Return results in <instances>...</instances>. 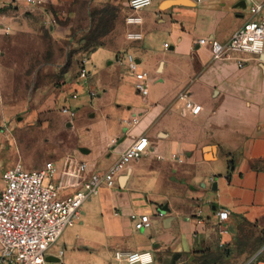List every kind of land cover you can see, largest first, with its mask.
Wrapping results in <instances>:
<instances>
[{"label": "crops", "instance_id": "obj_1", "mask_svg": "<svg viewBox=\"0 0 264 264\" xmlns=\"http://www.w3.org/2000/svg\"><path fill=\"white\" fill-rule=\"evenodd\" d=\"M172 1L179 4L167 6ZM172 1L154 0L140 13V27L124 24L126 35L139 31L142 41L120 38L90 53L93 57L109 50L115 57L103 74L92 67V72L87 69L90 77L80 79L77 61L71 59L62 71L61 120L53 127L51 154L63 158L55 161L59 165L84 162L87 174L93 175L106 172L134 139L149 138L148 154L123 171L114 189L103 188L96 196L114 242L112 263L117 251H149L155 264H201L207 256L219 257V264H264V53H231L214 60L210 45H199L200 40L229 42L255 6H262L259 17L264 18V0ZM11 29L28 37L35 31L32 26ZM4 46L0 40V51ZM124 53L134 54L148 72L147 98L135 90L127 67L118 63ZM26 59L33 68V57ZM2 60L0 115L9 123L31 102L26 94L12 98L2 85L7 56ZM187 101L201 111L193 114ZM64 107L75 117L64 114ZM28 112L24 122L36 124L35 111ZM3 143L0 137V147ZM59 146L61 150L54 149ZM11 168H0V176ZM222 208L231 216L220 227L215 211ZM157 212L165 216L155 219L151 229L135 230L133 216Z\"/></svg>", "mask_w": 264, "mask_h": 264}, {"label": "rangeland", "instance_id": "obj_2", "mask_svg": "<svg viewBox=\"0 0 264 264\" xmlns=\"http://www.w3.org/2000/svg\"><path fill=\"white\" fill-rule=\"evenodd\" d=\"M127 11V4L122 5L119 0H41L35 7L26 0H0V26L4 28L0 30V40L6 45L0 51V63L7 56V77H1L2 85L12 91V98L22 99L26 94L25 99L31 102L26 106L28 110L14 113L9 123L0 115V137L4 139L0 168H13L21 163L32 171L42 169L47 162L62 161L63 158L51 154L53 141L56 142L53 127L61 120L62 103L58 99L65 85L62 73L74 58L79 76L80 61L87 58V69L91 71L93 67L103 74L108 62L115 60L113 54L108 50L89 55L108 42L127 39L124 28ZM12 26H32L35 31L29 37L26 33L21 36ZM13 37L18 40L13 41ZM27 55L33 57V68L26 63ZM24 67L29 68V78ZM3 71L0 68V74ZM28 111H35L36 124L24 122ZM65 147L62 149L67 151ZM54 149L61 150L60 146ZM96 198L83 205L82 213L85 210L86 215L82 214L78 223L68 227L51 250L65 251L63 264L112 263L110 252L114 242L103 225V212ZM199 263L222 262L217 256H207Z\"/></svg>", "mask_w": 264, "mask_h": 264}, {"label": "built area", "instance_id": "obj_3", "mask_svg": "<svg viewBox=\"0 0 264 264\" xmlns=\"http://www.w3.org/2000/svg\"><path fill=\"white\" fill-rule=\"evenodd\" d=\"M35 7L41 0H26ZM154 0H127L128 14L125 23L130 28L143 25L140 13L153 4ZM172 1V0H164ZM262 6L251 9V18L240 28L227 43L211 39L200 40L199 45L209 44L214 60L227 58L231 53L261 55L264 53V18L259 14ZM0 30H4L0 26ZM144 38L139 31L127 33L130 42H139ZM168 48V45H165ZM118 63L129 70L135 81V90L144 98L150 93L149 74L141 69L136 56L132 53L119 54ZM88 60L80 61V79H88ZM244 66L239 62V67ZM91 97H97L90 91ZM181 99L187 98L181 95ZM186 107L193 114H198L201 107L187 101ZM62 112L75 117V112L62 108ZM138 120L133 119L132 125ZM117 142L115 141L114 144ZM149 138L140 136L133 140L119 159L104 173L88 175V165L77 160H67L62 165L54 161L47 162L42 169L26 170L21 163L7 170L0 176V264H63L65 251L52 253L64 231L81 220L82 207L98 196L103 188L114 189L123 171L132 163L139 162L148 154ZM220 227L231 216L230 210L222 208L215 211ZM164 212L155 215L149 213L133 216L137 231H147L153 227L154 220L163 218ZM200 218L201 215L199 214ZM202 224V220H199ZM223 233H227L225 230ZM54 257L57 261H49ZM112 264H155L149 251H117Z\"/></svg>", "mask_w": 264, "mask_h": 264}, {"label": "water", "instance_id": "obj_4", "mask_svg": "<svg viewBox=\"0 0 264 264\" xmlns=\"http://www.w3.org/2000/svg\"><path fill=\"white\" fill-rule=\"evenodd\" d=\"M176 4H179V2H177V1H172V2H169V3L167 4V6H174V5H176ZM48 260H49V261H57V259L54 258V257H50ZM175 260H177V258H175Z\"/></svg>", "mask_w": 264, "mask_h": 264}]
</instances>
